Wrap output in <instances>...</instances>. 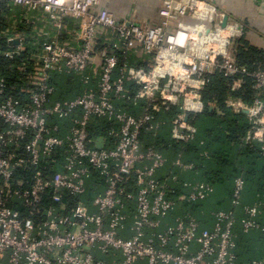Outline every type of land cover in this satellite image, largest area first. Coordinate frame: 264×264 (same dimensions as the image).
I'll return each instance as SVG.
<instances>
[{"label": "built area", "instance_id": "2783aa9c", "mask_svg": "<svg viewBox=\"0 0 264 264\" xmlns=\"http://www.w3.org/2000/svg\"><path fill=\"white\" fill-rule=\"evenodd\" d=\"M7 1L79 20L80 27L75 44L54 40L44 46L17 95L0 80V264H235L237 219L232 212H217L212 230H201L190 215L168 222L180 201L200 202L215 188L209 182H186L189 194L171 198L169 178L159 176L168 159L155 146H146L142 134L157 135V113L180 107L171 137L191 142L196 129L188 118L204 110L210 76L217 71L225 78L250 76L253 103L238 102L235 110L248 111L245 145H259L264 155V64L250 72L233 53L237 40L248 33L245 22L208 0H162L152 23L115 14L107 0H0ZM250 1L264 17V0ZM108 31L123 44L122 53L102 44ZM16 39L21 43L11 44ZM7 41L14 49L5 57L24 50L19 34ZM132 50L153 59L135 66L128 55ZM64 75L76 77L83 92L56 100L54 80ZM242 79H235L232 88ZM140 100L148 105L141 116L117 106ZM54 119L69 126L63 129ZM103 123L109 125L107 138H93L90 128ZM100 138L103 149L96 146ZM59 155L64 160L56 170L51 164ZM176 164L192 167L181 158ZM93 179L103 185V193L87 201ZM245 185L244 178L235 180L234 205L242 204ZM245 212V232L260 229L256 217L264 213V204L245 207ZM127 230L130 238L123 235ZM117 253L122 260L109 261Z\"/></svg>", "mask_w": 264, "mask_h": 264}, {"label": "crops", "instance_id": "0c3cea01", "mask_svg": "<svg viewBox=\"0 0 264 264\" xmlns=\"http://www.w3.org/2000/svg\"><path fill=\"white\" fill-rule=\"evenodd\" d=\"M216 4L221 12L225 15L234 17L238 20H243L248 30V33L243 36L244 42L249 46H252L258 50L264 51V17L258 10V8L250 0H208ZM162 5V0H107V6L117 15L124 16L128 20H135L139 23H152L159 18V10ZM68 24L57 18L54 21V27L60 32L65 34L64 40L70 44L76 42V32L79 30L80 21L69 18ZM64 38V37H63ZM102 44L110 49L116 50L118 53L124 51L123 44L120 43L113 31H108L105 36L102 37ZM130 62L135 66H147L153 59L149 54L141 52L139 50H132L128 53ZM222 74L217 71L216 74ZM58 88L61 90V95L55 97L56 100H71L82 94L83 86L74 76H60L57 80ZM237 86L232 90H238L242 87ZM242 101L229 100L227 106L232 108L234 112L238 113L236 104ZM243 103V102H242ZM120 104V103H119ZM246 105V104H245ZM132 113L135 116H141L147 112L148 105L145 100H140L137 104H133ZM123 108L122 106L120 107ZM209 109L210 112L216 111L218 115H222L223 111L220 107H217L215 103H209L204 107V110L199 114L189 115V121L196 129V137L189 142L194 147L205 146L199 154L195 155L193 152H189L186 148L176 147L174 140L171 137L172 133V121L174 114L172 111H161L157 113V122L161 123V127L157 135L151 133L142 134L143 143L147 145H153L157 148H161L165 156L168 159L167 166L159 174L161 178H169V182L173 190H171L170 196L179 199L182 195L189 194V189L183 186V183H196V182H212L210 178H216L219 174L218 164H215V160L211 161V164L201 166L199 160L203 153L208 152L212 158L217 154V149L213 147V150L206 148L208 142H212L214 139L207 131V128H203L200 124L202 115ZM180 109L181 108H175ZM242 112V111H241ZM244 114H246L244 112ZM247 115V114H246ZM60 124H66V129L69 126L68 122L61 121ZM66 132V131H65ZM107 132V131H106ZM107 138V136H105ZM246 137V136H245ZM105 141V140H104ZM153 143V144H152ZM184 143V142H182ZM180 143L179 145H183ZM110 144V143H108ZM186 144V143H184ZM188 144V143H187ZM178 145V144H176ZM181 148V149H180ZM203 148V147H202ZM188 151V152H187ZM181 158L185 165H192L191 168L178 166L176 161ZM212 160V159H211ZM203 165V164H202ZM226 170V173L228 174ZM248 173L246 166L242 168L241 173L238 176L244 178V174ZM229 175V174H228ZM259 176L262 177L261 174ZM177 178L173 180V178ZM236 178V177H235ZM235 178L225 181L218 180L219 183L212 184L215 188L214 193L207 199L198 203L199 206L192 209L188 205L187 201H180V205L175 212L168 218V222L174 223L178 217H183L190 213L193 218L199 223L200 229L212 230L216 224L215 214L220 211L232 212L237 219L235 232L237 234V243L235 248L236 262L235 264H253L255 260L264 259V232L261 228H264V213L256 217L257 223L260 225V229H253L245 232L242 220L246 218L245 207L254 206L256 204H264V187L254 183L251 185H245L243 192L242 204L237 206L232 203V194L235 187ZM98 188L99 193H103V185H101L98 179H93L90 182L91 192L93 189ZM102 188V189H101ZM91 200V199H90ZM130 216L135 211V205H130ZM132 224V217L128 220V227ZM123 235L127 238L132 236L131 232H124ZM199 248L195 245V249ZM109 261L114 259L117 262L122 260L121 254L117 253L115 258L109 257Z\"/></svg>", "mask_w": 264, "mask_h": 264}, {"label": "trees", "instance_id": "16d2710c", "mask_svg": "<svg viewBox=\"0 0 264 264\" xmlns=\"http://www.w3.org/2000/svg\"><path fill=\"white\" fill-rule=\"evenodd\" d=\"M57 18V16L43 11H29L23 7L14 5L10 1L0 2V35L2 36L0 39V80L4 79L6 81L8 93L17 95L19 93L18 89L27 84V76L33 67L32 59L43 53L44 46L47 43L54 40L65 41L64 39L66 38L63 31L60 32L53 25ZM61 19L64 24L65 22L67 24L68 21L70 22V19L67 17ZM16 34L22 37L24 50L10 59L4 56L5 52L14 49L8 43L7 38ZM233 53L237 62L240 65L246 66L250 72L255 71L264 64V51L249 46L243 39L237 40ZM24 67L27 68L25 72L21 71V68ZM240 77H243L242 87L238 90H232L233 81ZM58 78L60 76L54 80V85L57 89V95H61V90L57 84ZM255 94L253 78L250 76L225 78L219 73L210 76V83L203 92V102L205 106H208L209 103H215L223 111V114L218 115L216 111L210 112V108H208L200 119L202 128L204 124V127L207 128L209 134L214 138L212 142H208L206 148L213 150V147H215L217 154L213 158L211 155L208 157L202 155L199 164L206 168L207 164H211L210 162H213V160H215V164H218L220 171L216 178H210L212 181L210 183L212 184H217L226 179L230 180L232 177H236L235 180L238 177H242L238 175L241 173L242 168L246 166L248 173L244 174L245 184L251 185L257 183L264 187V155L259 145L255 144L253 147H249L244 143L245 136L250 128L248 115L244 114V111L236 113L232 108L227 106L229 100H240L249 106L253 103ZM117 106H122L123 110L133 115L131 102H118ZM175 108L179 107H173L170 110L174 116L180 112V109ZM53 123H61V121L54 119ZM65 125L60 124L63 129H65ZM108 127L109 125L107 123L99 124L98 126L93 125L90 128L91 136L93 138L107 136L106 131ZM180 143L182 142H176L174 140L176 147L186 148V150L193 152L195 155L199 154L205 148V146L199 148L197 145L194 147L189 143H182L183 145L180 146ZM158 149L164 153L161 148ZM63 160V156L59 155L56 158V162L51 164L52 167L56 170L60 169ZM226 170H231L228 171L229 175L226 173ZM23 174L26 179L31 178V173L26 174L24 172ZM98 194H100L98 188L96 190L93 189L92 192L90 189L86 200L89 201ZM198 204L200 203H188L190 207H193L192 209L199 206ZM187 215L192 216L190 213Z\"/></svg>", "mask_w": 264, "mask_h": 264}, {"label": "water", "instance_id": "95a60500", "mask_svg": "<svg viewBox=\"0 0 264 264\" xmlns=\"http://www.w3.org/2000/svg\"><path fill=\"white\" fill-rule=\"evenodd\" d=\"M227 21H228V17L226 16L224 18V21L222 23V26H226ZM20 43H21L20 40L19 39H16L11 44H13V45H19ZM245 113L248 114V111H246ZM96 146H97L98 149H103L104 146H105L104 138H100L98 140Z\"/></svg>", "mask_w": 264, "mask_h": 264}]
</instances>
